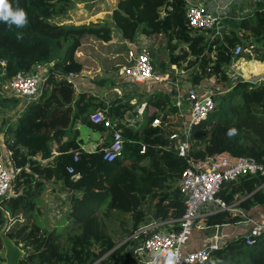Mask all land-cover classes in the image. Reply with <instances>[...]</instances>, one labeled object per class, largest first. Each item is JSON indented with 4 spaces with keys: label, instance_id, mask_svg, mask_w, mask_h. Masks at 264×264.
Instances as JSON below:
<instances>
[{
    "label": "trees",
    "instance_id": "obj_1",
    "mask_svg": "<svg viewBox=\"0 0 264 264\" xmlns=\"http://www.w3.org/2000/svg\"><path fill=\"white\" fill-rule=\"evenodd\" d=\"M75 1L79 0H18L27 24L9 28L0 21V105L9 99L20 101L3 96L5 82L38 64L47 66L39 97L13 119L0 120L2 143L16 170L11 193L0 205V229L6 221L5 235L25 252L19 264H139L131 255L137 241L128 238L145 222L141 205H152L161 220L177 219L184 212L179 190L162 194L156 191L158 185L177 184L190 161L224 151L264 166V81H233L237 76L231 72L237 45L241 58L264 62V9L244 15L236 29L223 30L221 37H211L208 29L190 27L185 0H116L110 23L56 21ZM9 3L15 9L17 0ZM112 27L122 43L134 42L140 34L163 38L165 61L151 57L154 71L173 65L189 75L191 86L210 78L223 85L214 109L191 125L186 156L171 146V136L181 133L184 118L174 123L179 107L165 92L143 97L125 91L105 101L89 90L77 92L69 80L84 69L75 55L82 39L89 35L109 42ZM150 54L154 55L152 49ZM135 96L146 99L142 114L135 111L139 102ZM98 109L107 110L125 140L120 155L110 162L102 154L108 143L103 141L105 128L89 116ZM155 120L158 125H153ZM53 181H63L70 194L63 226L48 229L39 220L40 204ZM217 197L248 209L258 198L264 199V168L224 182ZM121 214L129 216L130 226L117 242L108 220ZM248 219L242 210L215 211L199 217L196 225H241ZM150 232L140 234L141 239L145 241ZM254 239L251 246L244 235L229 239L200 264H264V233ZM3 251L0 238V258Z\"/></svg>",
    "mask_w": 264,
    "mask_h": 264
},
{
    "label": "built area",
    "instance_id": "obj_2",
    "mask_svg": "<svg viewBox=\"0 0 264 264\" xmlns=\"http://www.w3.org/2000/svg\"><path fill=\"white\" fill-rule=\"evenodd\" d=\"M185 1V14L190 27L194 30L208 29L212 31L210 32L211 37H221L223 30L217 27L219 16L223 18L224 11L232 0H220L222 3L216 0H207L215 3L214 9H208L204 0ZM142 36L143 39L139 36L134 42H124L126 63L117 69L115 81H113L114 90L118 94L125 92V86L128 84L141 85L148 80L163 83L167 81L171 72L175 76H172L173 80L171 82L177 83L179 75L186 74L182 70L178 71L173 65L169 66L164 72L154 71L151 62V47L148 43H145L147 42L146 36ZM241 51V46L237 45L234 50L235 60L243 59L240 57ZM46 74L47 66L42 64L34 66L30 72L20 71L3 84L2 93L23 99V107H25L39 97ZM233 74L237 76L233 79L235 81L239 77L236 73ZM73 77L70 76L69 80L74 83ZM130 91L138 93L134 89H130ZM137 99L139 100L135 96L134 100ZM215 99H217V96L214 95L212 90L202 94L198 93L194 86L190 85L186 95L189 111L184 113L179 108L172 118L174 123L178 121V117L184 118L181 133L176 131L171 136V146L177 150L180 156L184 157L188 154V135L191 125L205 119L209 115L216 105ZM145 102L146 99L142 98V100H139L135 108L138 114L143 113ZM178 102L177 100L176 104L179 107ZM89 116L93 122L101 123L105 128L103 141L105 142V139H108V143L106 142L107 144L102 149L103 159L108 162L113 161L120 155L125 146L124 138L114 127L115 124L106 109L92 111ZM158 123V120H155L153 125H158ZM120 124L124 125L125 120H121ZM77 157L78 153H75L74 159L76 160ZM263 168L262 164L257 163L252 158L235 157L227 151L207 156L201 160L190 161V166L182 172L181 178L177 183V189L185 206L183 214L174 220L156 218L144 223L138 231L128 238L129 240L137 241V244L131 249V255L139 264H156L160 261L163 264H167L169 254H173V264L203 263L209 257V254L221 245L216 241L218 238L215 235L213 237L214 242L204 248L186 250V240L192 235L194 228L197 226L196 220L209 212L240 211L237 206L238 202L228 205L223 199L217 197L219 188L224 182L235 180L247 173L253 174L257 171H263ZM67 171L71 172V168H67ZM15 172L16 170L11 167L10 162L9 165L6 164L0 151V196H8L11 193V184ZM73 177L78 178L79 175H74ZM204 206L211 207L212 210L203 208ZM147 231L151 232L146 236V240L143 241L140 234ZM262 233H264V224L253 226L244 235L246 245H253L255 242L254 238Z\"/></svg>",
    "mask_w": 264,
    "mask_h": 264
},
{
    "label": "rangeland",
    "instance_id": "obj_3",
    "mask_svg": "<svg viewBox=\"0 0 264 264\" xmlns=\"http://www.w3.org/2000/svg\"><path fill=\"white\" fill-rule=\"evenodd\" d=\"M116 0H79L75 1L73 6L70 7L68 12L64 16L56 17V21L61 22L63 24H84V23H100V22H108L111 21V11L114 7ZM232 6V3H229L227 6V9L224 11L223 19L227 22H231L233 17L231 18V15H226L225 12L229 11L230 7ZM217 27L220 28L221 25L218 23ZM112 33L113 37H115V34L118 35L119 33L112 27ZM142 39L143 36L140 34ZM116 40H111L109 42H102L98 39H96L93 36H85L82 39V44L78 48L76 52L77 59L84 64V70L87 71L88 77H92L90 80H92L93 83H102L103 86L107 87V95L112 96L113 94H118L114 90V82L115 81V72L117 68L123 66V64L126 63L125 59V50L126 47L124 43L118 42L121 38H116ZM152 38L150 36H146L145 43H148ZM120 41V40H119ZM152 51L154 52V55L151 56L152 60H156L157 62H164L165 61V52L163 50V38L156 37L153 43V46H150ZM96 61V62H93ZM167 64V62H166ZM169 67V66H168ZM164 72L157 70V72ZM179 71V70H178ZM240 71H243L240 69ZM91 73V74H90ZM182 75V74H181ZM173 73L171 72V75H169L167 81L163 83H157L152 80H148V82L143 83L141 85H134V84H128L125 86V91H130V89H134L138 92V94L142 95L143 97H148L151 93L154 91H161V92H169L170 94V88L166 84L168 82L170 83L173 80ZM80 77V76H79ZM86 77H81V80ZM74 79V78H73ZM113 79V80H112ZM179 79V78H178ZM177 79V80H178ZM189 75L186 73L181 78V84L184 85L185 83H189ZM213 78L205 79L203 80L199 85L194 86L195 90L198 93H203L207 91V85L210 87L211 84H213ZM165 84L166 87L163 86ZM124 93V92H123ZM4 97H7L6 93H2ZM110 98V97H109ZM20 104H19V103ZM6 105H0V120L1 121H9L19 115L22 111L23 107V99H20V101L16 99H9L5 101ZM18 106V108H17ZM17 108V109H16ZM104 135V133H103ZM0 151L2 152V155L4 157V161L6 164L9 165V155L6 149V146L2 143V136L0 134ZM60 184V185H59ZM58 186L61 188V190L65 193V185L64 182L59 181ZM177 188V184L173 183H161L156 187V191L159 193H168L172 189ZM11 192V190H10ZM46 193V191L44 192ZM46 196V197H45ZM47 197H50V195H43V202L40 204V214H39V220L42 222V224H45L48 229H56L57 227L63 226V218L67 215V208L65 205L66 203H59L54 202L52 200L51 202H46ZM100 213V210L98 211ZM6 216V215H5ZM6 219L7 216L5 217ZM60 224L62 225H59ZM6 221L2 222L1 226L4 225ZM56 225V226H55ZM109 228L111 229V232L115 238V240L120 241L122 238V232L125 227L129 228L130 226V220L129 216L127 214H121L119 216L114 215L108 220ZM3 227V226H2ZM189 237L187 238L186 242L188 241ZM61 241L64 243V238L61 239ZM145 260V259H144ZM144 264V263H142Z\"/></svg>",
    "mask_w": 264,
    "mask_h": 264
},
{
    "label": "crops",
    "instance_id": "obj_4",
    "mask_svg": "<svg viewBox=\"0 0 264 264\" xmlns=\"http://www.w3.org/2000/svg\"><path fill=\"white\" fill-rule=\"evenodd\" d=\"M216 1L221 2L220 0H216ZM204 3L206 4V7L208 9H214L215 7V3L213 1L204 0ZM231 3L232 6L230 7L229 11L225 12V14L229 16L231 15V18L233 17L232 21L227 22L221 16H219L220 17L219 24L221 25L220 28L222 30L228 28L236 29L239 21L244 15L253 13L257 10L264 9V0H232ZM151 38L152 39L149 42L151 43L150 46H153L156 37H151ZM240 69H242L243 71H240ZM231 72L236 73L239 78H243L246 81L252 83H259L261 81H264V62H251L245 59H238L235 60L234 64L232 65ZM88 76L89 75L87 71L83 69L80 77L79 76L73 77L76 91L78 92L81 90H89L92 94L97 95L98 97L104 99L105 101H108L110 99L109 98L110 95H107V87L103 86L102 83L100 82L93 83L92 80H90L92 77L91 76L88 77ZM81 77H86V78L81 80ZM182 77L183 75H179L178 77L179 79L177 80V83L170 82L166 84L170 88V94L169 92H167L166 94H168V96L171 98L173 102L177 103L178 100L179 101L178 105L181 111L187 113L189 111V103L186 100V95L190 88V83H185L184 85H182L181 84ZM213 82L214 83L211 84L210 87L207 85V91L212 90L213 93H217V97H219L221 93L224 91V87L223 85L216 83L214 80ZM163 86L166 87L165 84H163ZM58 184L59 181H53L47 184L45 194L47 196L48 195L52 196L51 197L52 199H50V197H47L46 202H51L52 200H54V202L66 203V198L70 194V191L65 187V193H64L61 190V188L58 186ZM44 199H42V202ZM67 206H68V201L65 207L67 208ZM238 207L240 208V210L244 211L249 216V221L246 224L217 225L207 228H203L197 225L194 228L192 235L189 237L188 241L186 242L185 249L193 250V249L204 248L205 246L214 242L213 237L215 235L218 238L216 241L219 242V245H222L225 241L229 239H234L238 236L245 235L250 229H252L253 226H256L258 224H264V199L258 198L257 202L252 204L248 209L240 206ZM203 208H209L212 210V208L208 206H204ZM141 209L146 214L145 222H143V224L157 218L155 216V208L152 205L148 203L143 204L141 205ZM156 264H163V263L160 261L159 263Z\"/></svg>",
    "mask_w": 264,
    "mask_h": 264
},
{
    "label": "clouds",
    "instance_id": "obj_5",
    "mask_svg": "<svg viewBox=\"0 0 264 264\" xmlns=\"http://www.w3.org/2000/svg\"><path fill=\"white\" fill-rule=\"evenodd\" d=\"M0 21L7 23L9 28H11L12 25L23 27L27 24V13L19 6L18 0L15 9L12 4L9 3V0H0ZM172 255L173 254H169L167 264H173Z\"/></svg>",
    "mask_w": 264,
    "mask_h": 264
},
{
    "label": "water",
    "instance_id": "obj_6",
    "mask_svg": "<svg viewBox=\"0 0 264 264\" xmlns=\"http://www.w3.org/2000/svg\"><path fill=\"white\" fill-rule=\"evenodd\" d=\"M111 38V40H116L115 37H113L112 32ZM5 198V196H0V205L3 203ZM6 228L7 222H5L3 227L0 229V238L4 248L2 258H0V264H19V260L25 255V252L5 235L4 232Z\"/></svg>",
    "mask_w": 264,
    "mask_h": 264
}]
</instances>
